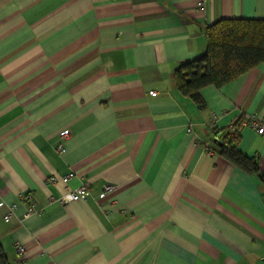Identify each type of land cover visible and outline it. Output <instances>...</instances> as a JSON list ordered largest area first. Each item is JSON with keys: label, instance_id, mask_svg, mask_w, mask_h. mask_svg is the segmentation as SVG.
<instances>
[{"label": "crops", "instance_id": "0c3cea01", "mask_svg": "<svg viewBox=\"0 0 264 264\" xmlns=\"http://www.w3.org/2000/svg\"><path fill=\"white\" fill-rule=\"evenodd\" d=\"M197 3L0 0V246L9 264L264 262V132L251 122L264 128V61L201 88L202 109L173 79L180 62L204 53L207 26L264 19V0ZM241 116L237 148L257 158L256 174L217 149L215 131ZM82 184L78 201H47ZM25 192L37 211L20 221Z\"/></svg>", "mask_w": 264, "mask_h": 264}, {"label": "trees", "instance_id": "16d2710c", "mask_svg": "<svg viewBox=\"0 0 264 264\" xmlns=\"http://www.w3.org/2000/svg\"><path fill=\"white\" fill-rule=\"evenodd\" d=\"M206 49L202 55L180 62L173 72L178 92L190 98L198 108L205 102L200 94L207 85L221 87L264 61V19L223 18L205 29ZM215 131L219 153L249 173L258 172L256 157L238 150L239 130L244 118ZM0 264H9L0 246Z\"/></svg>", "mask_w": 264, "mask_h": 264}, {"label": "built area", "instance_id": "2783aa9c", "mask_svg": "<svg viewBox=\"0 0 264 264\" xmlns=\"http://www.w3.org/2000/svg\"><path fill=\"white\" fill-rule=\"evenodd\" d=\"M197 4L199 5V7L202 6L203 0H198ZM149 94L154 96V95H156V92L150 91ZM213 117H214V119H216V115H214ZM251 122H252L253 127L256 128L258 133L262 134L264 132V128L262 126H259L256 121L251 120ZM67 136H68V134L66 132H62L60 134L59 139H61V142L58 143L56 146V148L59 152H62L64 150L62 140L66 139ZM72 176H73V172L69 173L68 175H66L60 179L62 182H66ZM56 179H57L56 177L50 176L46 179V183L47 184H50V183L53 184L56 182ZM103 189H104V192L109 193L113 190V186L111 184H106V185H104ZM86 194H87V186L82 184L77 188L66 190L65 192H63L59 196L50 195V196H48L47 201L48 202H58L60 204H68V203L78 201L79 199L85 197ZM20 200L25 204V209H24L23 213L19 216L20 221H21V220H24L27 217H29L34 212H36L37 208L35 206V199L31 193L25 192V193L21 194ZM16 210H17L16 204H13L11 206L8 214L6 215V218L11 219L12 217H15L16 216ZM15 249H16V252L20 255L24 254V252H25V247L21 243H15ZM262 264H264V262Z\"/></svg>", "mask_w": 264, "mask_h": 264}]
</instances>
